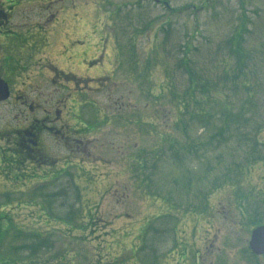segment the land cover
Segmentation results:
<instances>
[{
    "label": "rangeland",
    "instance_id": "374dc122",
    "mask_svg": "<svg viewBox=\"0 0 264 264\" xmlns=\"http://www.w3.org/2000/svg\"><path fill=\"white\" fill-rule=\"evenodd\" d=\"M21 6L56 44L54 58L79 43V64L59 62L64 81L111 79L86 88L90 109L64 112L99 156L69 162L49 185L21 171L26 186L13 189L0 174V262L264 264L249 249L264 226V0ZM33 86L44 103L65 93ZM14 113L0 106V127L14 128Z\"/></svg>",
    "mask_w": 264,
    "mask_h": 264
},
{
    "label": "flooded vegetation",
    "instance_id": "af4514ba",
    "mask_svg": "<svg viewBox=\"0 0 264 264\" xmlns=\"http://www.w3.org/2000/svg\"><path fill=\"white\" fill-rule=\"evenodd\" d=\"M21 1L0 0V98L7 94L0 106L10 105L18 112L9 119L14 128L5 130L0 127V174L5 173L6 182L13 185V189L19 184L26 186L17 178L21 171L31 178L30 181L35 179L40 185H49L64 176L69 162L85 164V159L99 156L85 144L79 128H70L64 112L68 115L75 108L74 112H79L80 108L90 109L88 105L91 103L81 102L87 93L86 88L90 93L103 91L108 84L106 79H111V76L84 78L88 84L84 82L80 86L74 80L82 78L72 73L73 80L64 81L61 75L68 74L59 69V62L72 59V63L79 64V43L73 41L62 45L58 58H54L51 51L56 44L52 38L37 36L35 12L30 7H22ZM40 29L47 31L45 27ZM103 54L88 66L98 68ZM23 76L26 79L18 86L16 82H20ZM43 82H51L59 92L65 93L44 103L35 95L40 87L33 86ZM111 90L113 92L114 88L109 86V92ZM68 104H71L70 112ZM71 118L81 125L79 115ZM83 128L89 130L87 126Z\"/></svg>",
    "mask_w": 264,
    "mask_h": 264
},
{
    "label": "water",
    "instance_id": "95a60500",
    "mask_svg": "<svg viewBox=\"0 0 264 264\" xmlns=\"http://www.w3.org/2000/svg\"><path fill=\"white\" fill-rule=\"evenodd\" d=\"M6 99L7 94L0 98V101H4ZM249 248L253 255L257 257H264V226L258 227L252 231L249 241Z\"/></svg>",
    "mask_w": 264,
    "mask_h": 264
},
{
    "label": "trees",
    "instance_id": "16d2710c",
    "mask_svg": "<svg viewBox=\"0 0 264 264\" xmlns=\"http://www.w3.org/2000/svg\"><path fill=\"white\" fill-rule=\"evenodd\" d=\"M5 234H6V232H5ZM4 238H5V235H4ZM4 238H3V239H4ZM2 241H3V240H2ZM2 241H1V244H2ZM1 244H0V245H1ZM0 258H1V257H0ZM1 262H2V261H1ZM1 262H0V264H2ZM4 262H5V261H4ZM5 263H6V262H5ZM8 264H12V263H8Z\"/></svg>",
    "mask_w": 264,
    "mask_h": 264
}]
</instances>
